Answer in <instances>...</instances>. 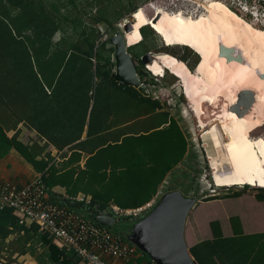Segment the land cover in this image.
<instances>
[{"label":"trees","instance_id":"16d2710c","mask_svg":"<svg viewBox=\"0 0 264 264\" xmlns=\"http://www.w3.org/2000/svg\"><path fill=\"white\" fill-rule=\"evenodd\" d=\"M143 1L148 0H0V154L16 149L41 173L58 204L55 186L64 187L70 197L90 195V206L98 211L110 204L138 208L156 195L187 153L188 141L177 120L167 111H156L160 102L115 81L114 49L98 29L101 23L113 29ZM140 32L143 54L170 53L195 69L199 56L192 49L185 47L182 57L168 46L150 49L147 41L153 42L156 33L149 26ZM137 72L140 79L147 73L144 65ZM19 123L46 143L9 138L6 131ZM48 144L61 152V164H54L48 152L37 159ZM231 221L238 223V218ZM210 226L214 235H221L219 222ZM208 245L202 241L189 249L198 264H217ZM2 252L8 263H17L14 254L26 253L38 264L80 263L73 249L57 247L35 224L20 223L9 207L0 208V259ZM144 259L151 264L146 254L133 261L144 264Z\"/></svg>","mask_w":264,"mask_h":264},{"label":"bare ground","instance_id":"6f19581e","mask_svg":"<svg viewBox=\"0 0 264 264\" xmlns=\"http://www.w3.org/2000/svg\"><path fill=\"white\" fill-rule=\"evenodd\" d=\"M154 16L133 15L135 25L125 32V41L136 45L138 27L147 25L166 46H186L199 56L195 72L166 52L156 53L147 70L159 76L168 71L180 79L203 138L209 139L205 145L211 144L209 151L216 155L208 157L214 185L264 187V131L253 136L264 126V28L217 0L196 16L180 11ZM221 46L242 60L228 61L220 55Z\"/></svg>","mask_w":264,"mask_h":264},{"label":"built area","instance_id":"2783aa9c","mask_svg":"<svg viewBox=\"0 0 264 264\" xmlns=\"http://www.w3.org/2000/svg\"><path fill=\"white\" fill-rule=\"evenodd\" d=\"M210 1L215 0H148L146 6L154 9L153 14L155 15L158 10H164L169 13L180 11L196 16L200 14V8L205 9ZM217 1L232 8L243 19L249 16L252 23H260L259 25L264 27V22H259L264 20V0ZM117 26L121 24L118 23ZM99 30L105 39L107 30L102 27H99ZM59 155L58 153L57 160ZM162 184L156 195L143 206L122 209L115 204H110L105 212L112 214L115 219L140 220L154 208L165 193ZM212 192L216 193L214 189ZM72 200L77 204L90 206L91 198L85 194H78ZM3 207L11 208L20 223L37 225L39 230L52 237L53 242L60 248L73 249L81 264H117L118 261L129 264L139 250L133 243L126 242L120 233L98 224L83 213L71 210L48 198L47 188L40 175L25 185L0 180V208Z\"/></svg>","mask_w":264,"mask_h":264},{"label":"crops","instance_id":"0c3cea01","mask_svg":"<svg viewBox=\"0 0 264 264\" xmlns=\"http://www.w3.org/2000/svg\"><path fill=\"white\" fill-rule=\"evenodd\" d=\"M99 27L109 31V27L106 23L99 24L98 29ZM58 37L59 35L56 36V39H58ZM148 96L151 97V94L149 93ZM158 101L160 102L161 107L157 108L156 111L169 112L170 115L177 120L183 135L186 137L179 120L173 115L171 109L167 107L165 103H162L160 100ZM6 134L9 138L16 135L17 140L23 144L30 145L33 142H38L39 145L43 146L46 143L45 139L39 138L34 129L26 127L23 123H19L16 129L7 130ZM26 137H28L27 140H25ZM45 152L50 153L51 157H53L54 164L59 165L63 162L60 155L57 160V155L61 152L51 144L46 146L45 151L40 154V156H37V159L44 156L43 154ZM84 159L85 158H82L80 161V166L82 168L84 167ZM39 175L41 176V173L38 172L16 149L11 148L6 153L2 155L0 154V180H9L18 185H25ZM165 181L166 178L162 183ZM53 193L57 195L56 200L61 203V205L66 207L71 206L70 202L73 201V197L66 194V189L64 187L55 186L53 188ZM78 194L85 193L79 192ZM234 194L238 195L235 196ZM47 196L52 200L51 194L48 191ZM263 197V191L256 192L254 190H239L227 193V195L223 197H216L209 200H197L189 212L185 225L184 234L188 248L190 249L202 241H208V246L214 250V258L217 264H264ZM232 218H238V223H232ZM214 221H217L220 224V236L214 235L210 226V223ZM14 236L15 235L13 234L10 235L6 241L8 242L12 240ZM53 243L59 247L55 242ZM143 254L144 253L139 249L134 259L143 258ZM6 257L7 254L2 252L0 264H38L28 253L20 256L14 254L13 258L17 259V263H8ZM149 260L151 261L150 258ZM143 262L144 264H147L145 259ZM131 263L136 264L134 261L129 264ZM117 264L125 263L118 261ZM151 264L155 263L151 261Z\"/></svg>","mask_w":264,"mask_h":264},{"label":"water","instance_id":"95a60500","mask_svg":"<svg viewBox=\"0 0 264 264\" xmlns=\"http://www.w3.org/2000/svg\"><path fill=\"white\" fill-rule=\"evenodd\" d=\"M156 17L157 15L154 16ZM131 27L132 23L127 22L124 24V31L117 30L109 38L114 49L113 77L116 82L134 87L142 95L148 96L147 85L138 75L136 63L129 51L131 47L127 45L124 37V33L129 32ZM220 55L225 56L228 61L242 60L240 54L233 53L232 49L224 46L220 47ZM155 57L154 53L146 52L141 55L140 61L147 68ZM196 202V197L185 196L179 189L167 191L145 217L133 220V226L121 235L136 245L155 264H198L190 253L184 234L187 217ZM70 203L79 207L98 224L108 228H112L116 221L121 220L86 204H76L74 201Z\"/></svg>","mask_w":264,"mask_h":264},{"label":"rangeland","instance_id":"374dc122","mask_svg":"<svg viewBox=\"0 0 264 264\" xmlns=\"http://www.w3.org/2000/svg\"><path fill=\"white\" fill-rule=\"evenodd\" d=\"M143 2L140 5L141 8L136 10L133 15H135L136 13H142L146 18L147 16L155 15L153 14L154 9H151L149 6H146V1L144 3ZM142 8L145 9L147 16L145 15ZM203 12H205V9L200 8V13ZM157 14L168 15L171 13L164 10H158ZM123 19L120 22L121 26L116 25L113 29H109V31L107 30L105 39H107L109 44V38L117 30L124 31L125 23L131 22L133 25H135V21H132L133 18L131 14H126ZM259 22L263 23L264 20H261ZM252 24L264 28L263 26L259 25L260 23ZM136 27H138L137 24ZM142 28L143 27H138L139 32ZM150 28L156 33L157 37L153 42H151L153 40L152 37H148L149 40H152L149 42V44L147 41L146 46H149L150 49H153L155 47H165L166 45L163 43L160 36L157 34L156 29L153 27ZM146 31H149V29L146 28ZM142 39V34L140 32V41L137 44H139ZM136 45L130 48V53L132 54V56L134 54H137L138 52L139 54L143 55L142 49L144 48V45H141V43L137 46ZM110 46L112 45L110 44ZM168 47H171L170 49L174 51L177 56L182 57L186 55L184 49L186 46ZM150 52L156 54L152 50ZM140 57L138 58L133 56L136 66L138 67L143 66L140 61ZM188 61L191 62V59L188 58ZM144 69L147 71V73L143 78H141V80L147 85L151 97L160 100L162 103H165V105L171 109L173 115L179 120V123L182 126L188 141V149L184 159L179 163L177 167L174 168L172 172L168 174L165 183L162 184L163 192L179 189L185 196L196 197L197 200L209 198L214 194L216 195L215 197H223L227 195V193L239 190H254L256 192H259V189H263L264 193V187L258 188L261 186L252 187L249 185H242L232 187H216L214 185L212 181L213 170L211 169V160L208 158L210 155H214V151H209L211 144L205 145V142H209V139L203 138V131L198 125V119L193 113L191 104L186 101L187 98H184L185 95L183 94L182 83L180 79L177 76L169 73L168 71H166L165 75L159 76L153 75L149 70H147V68H145V66ZM263 131L264 126L262 128L256 129L254 133L253 131H251L250 135L252 136L251 133H253V136H256L258 133ZM27 139L28 137L25 138V140ZM213 189L216 193L212 192ZM133 223V220L121 219L120 221H116L111 229L122 234L129 230L133 226ZM124 240L126 241V239Z\"/></svg>","mask_w":264,"mask_h":264},{"label":"clouds","instance_id":"9594fccd","mask_svg":"<svg viewBox=\"0 0 264 264\" xmlns=\"http://www.w3.org/2000/svg\"><path fill=\"white\" fill-rule=\"evenodd\" d=\"M251 23V22H250ZM147 26V25H146ZM146 26H144V27H146Z\"/></svg>","mask_w":264,"mask_h":264},{"label":"flooded vegetation","instance_id":"af4514ba","mask_svg":"<svg viewBox=\"0 0 264 264\" xmlns=\"http://www.w3.org/2000/svg\"><path fill=\"white\" fill-rule=\"evenodd\" d=\"M130 220H132V219H130Z\"/></svg>","mask_w":264,"mask_h":264}]
</instances>
